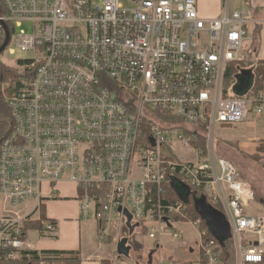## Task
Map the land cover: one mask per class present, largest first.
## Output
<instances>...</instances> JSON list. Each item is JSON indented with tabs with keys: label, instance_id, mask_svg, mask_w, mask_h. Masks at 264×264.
<instances>
[{
	"label": "built area",
	"instance_id": "built-area-1",
	"mask_svg": "<svg viewBox=\"0 0 264 264\" xmlns=\"http://www.w3.org/2000/svg\"><path fill=\"white\" fill-rule=\"evenodd\" d=\"M232 1L206 19L198 0H3L9 45L32 58L11 67L18 79L6 96L13 125L0 145V264L35 251L25 223L41 221L44 189L56 199L61 183L76 188L83 223H106L103 240L115 225L118 247L129 214L160 241L165 219L187 210L165 202L172 180L222 207L236 264H264V215L249 213L255 188L215 150L218 127L264 111V62L256 73L264 59L249 92L232 98L264 35V19L232 10ZM23 23L33 32L16 34ZM178 147L198 160H181ZM42 226L57 229L49 220ZM207 232L199 264H220L223 247Z\"/></svg>",
	"mask_w": 264,
	"mask_h": 264
},
{
	"label": "crops",
	"instance_id": "crops-1",
	"mask_svg": "<svg viewBox=\"0 0 264 264\" xmlns=\"http://www.w3.org/2000/svg\"><path fill=\"white\" fill-rule=\"evenodd\" d=\"M244 1H248V2H245V5L242 7H247L246 5H249V4L252 5L253 7L250 11L253 13V15H255L256 13L255 16H257L258 20L264 19V0H255L254 5H253L254 0H244ZM219 16H220L219 12L213 11L212 17L206 18V19H214ZM262 45L263 44H261V46L259 45L258 54H257L259 56L263 53V57L260 58V60L264 59V51H262L261 49ZM253 117H256L255 118L256 123H259V122L264 123L263 114L262 115L253 114ZM249 121L250 120L248 119L247 122ZM245 123L241 124L240 126L244 125ZM261 143H264L263 137L254 138L252 142L250 141H243V142H236V143L230 142L229 144L235 148V150L237 151L236 153L239 156L231 154V155H225L221 158L225 157L224 159H227L231 161L232 163H234V165L240 168L241 171L243 169L241 164H245L247 166L246 169H249V168L254 169L255 166H258L261 169H264V162L257 163V162H254L246 158V156L253 157L254 155H257V154H259L261 157H264V153H261L259 151V147ZM178 182H179L178 180H172L170 183H171V186L174 188V190L181 196L183 200H186V198L188 200L190 196L195 200L196 208L198 212L200 213L201 219L204 221L206 228L202 229L201 227H198L194 225L192 222H188V221L178 222V223L172 224L173 225L172 231L169 229L164 230L165 234L162 237V239H164L165 237H169L172 239V241H180L179 246L181 248H188L192 244H194L193 241L185 240L186 235L188 236L190 235V231H189L191 230L190 227L198 230L199 238H200V234L202 230L211 231L217 237V239L219 240V242L221 243L223 247L224 253L221 257L220 264H234V263L236 264L237 248L235 247V243L232 237L231 227L226 217L224 216V214L216 210L214 207H213L214 210H212L211 213L205 214L204 211H206L207 209L204 207L202 203L203 202L202 197H204V195L199 192L192 191L191 189L190 191H186V189H184L182 185H180ZM66 185L68 184L61 183L60 188H57V198L56 199L50 198L51 195L48 189L44 192V199H45L44 205L46 208L47 218L57 223V229L55 233L46 234L44 232L37 231L38 233L36 237H29V234H27V241L38 252H44V251L79 252L81 254L82 264H112L111 259L109 258L107 254L109 250L108 247L110 246V245H107V243H114L115 241L114 243L115 246H113L114 247L113 250L115 249L114 251H116V249L118 250L116 239L110 238L107 240H103L99 235V229L96 226V223L91 222L90 224H85L81 221L80 203L77 199L76 194L74 196L71 194H67V190H65L64 188ZM75 191H76V188H75ZM255 192H256V189H255ZM257 199H260V198L257 196ZM254 202H256V198ZM263 203L264 202L262 200L261 204L264 205ZM2 210L3 208L1 207V198H0V214L2 213ZM39 215H40V212L37 216ZM136 227L138 228L139 225L133 226V231H134V228ZM141 231H142V235L140 234L136 235V233L133 234L137 236V238L135 239L137 243H133L134 247H137L138 249L140 248L142 249V251L146 253L150 252L148 251L149 249H147L148 246H151L149 247L150 249H152L153 247H156L158 250H161L162 248L161 240L160 241L154 240L155 243L152 246L148 244L146 241V239H150L148 236V229L142 225ZM174 235H177L178 237L175 238ZM124 239H128L127 243H129V237L124 238ZM199 243H200V240H199ZM199 243L197 244L198 257H195V258L191 257V254L195 253V250L191 248L190 249L191 254L187 253L183 255L182 257H179L178 260L174 261V263L175 264H199L200 258H201ZM134 247H132V249ZM125 249H126V246H125ZM154 251L155 249H153V253ZM131 252L132 250L130 248L129 255L131 254ZM149 255L152 261V256H151L152 253ZM119 256L127 257V254H124V255L119 254ZM232 257H234V262L231 261ZM222 258H225V261H223ZM149 264H152V262H150Z\"/></svg>",
	"mask_w": 264,
	"mask_h": 264
},
{
	"label": "rangeland",
	"instance_id": "rangeland-1",
	"mask_svg": "<svg viewBox=\"0 0 264 264\" xmlns=\"http://www.w3.org/2000/svg\"><path fill=\"white\" fill-rule=\"evenodd\" d=\"M244 0H233L232 1V10H238L242 6L245 5ZM226 4V0H198V9L200 12V15L203 18H211L212 17V12H219L221 15L222 12L224 11V7ZM255 4V0L253 1V5ZM247 9L251 10L252 5H246ZM21 31H25L26 33L30 34L33 32V25L31 23H23L22 28H17L15 30L16 34L20 33ZM251 29H248V36L251 38H254L256 41L259 38L255 34H251ZM261 38L262 41V51H264V35ZM250 43V42H248ZM251 47H253L252 50V62L250 64H245L242 65L241 68L244 69L245 71H252L255 72L256 68L258 67V63L260 58L263 57V53L261 55H257L253 51L255 50V47H258L255 43H252ZM32 58L31 53H26V52H21L13 43L7 47V49L2 53L0 56V63L3 64L5 67H16L18 65L19 60H25V59H30ZM2 94L6 100L7 96V85L4 84L2 85L1 88ZM250 97V96H248ZM233 99H237L238 96L234 95L232 96ZM264 107V106H263ZM253 114H255V111L249 116V122L245 123L244 125L236 126V127H218L216 131V143H215V150L216 154L218 157H223L225 155H238L233 146H231L229 143H236V142H243V141H250L254 138H264V123L259 122L256 123V117H253ZM263 117H264V111H263ZM220 128V129H219ZM178 158L181 160H187V161H196L198 160V157L196 156L195 153H189L188 150L183 149L181 147H178L176 150ZM225 153V154H224ZM234 153V154H233ZM239 156V155H238ZM225 158V157H224ZM179 159V160H180ZM240 161V160H239ZM234 164V163H233ZM242 165V171L240 168H237L241 171V174L243 176V179L250 182L256 189L255 197H256V202L252 203L251 208L249 209L250 214H254L256 216H262L264 215V205L261 204V201L263 200L264 202V169H261L258 166H255L254 169L249 168L246 169L245 164ZM186 191H190V188L183 182H178ZM56 188H60V184L54 185ZM65 190H67V194L75 195V187L71 186L70 184L66 185ZM48 188H45L44 190H47ZM257 196L260 199H257ZM185 199V197H184ZM187 199V198H186ZM202 203L204 207L207 209L205 214L211 213L214 208L210 206L209 203H207L206 198L202 197ZM264 204V203H263ZM139 223L134 220L133 225L137 226ZM142 226H139L138 228H134V231H129L128 227L125 225L122 229V235L120 241L124 240V238L129 237V243L126 244V251H127V257H121L119 256V253L117 251L113 250V246H115V241L114 243H107V245H110L108 247V256L111 259L112 264H114V260L116 259L115 264H149L152 262V264H175L174 261L178 260L179 257H182L185 254H191L190 249L193 248L195 250L194 254H191L192 258L198 257L197 255V244L199 243V236H198V230L193 229L190 227V235H186L185 240L187 241H193L194 244H192L188 248H181L180 241H172L171 238L165 237L164 239H161V250H158L156 247H153L150 249L148 246L147 249L150 251L149 253H146L142 251V249H138L137 247H134L133 243H137L135 239L137 238V234L142 235ZM172 231V230H171ZM37 231H30L29 237H36L37 236ZM136 235H133L135 234ZM117 230L115 228V225H113V228L111 232H109L110 238L116 239L117 237ZM192 238V239H190ZM128 240V239H127ZM147 243L150 245H154V240L146 239ZM117 243V240H116ZM134 247L132 249V247ZM236 247V246H235ZM130 248L132 250L131 254L129 255ZM153 249H155L153 253ZM157 249V250H156ZM152 253V261L150 259V255ZM234 256V255H233ZM147 257V258H146ZM146 258V259H145ZM173 259V260H172ZM232 262H234V257L231 259ZM235 264V263H234Z\"/></svg>",
	"mask_w": 264,
	"mask_h": 264
},
{
	"label": "trees",
	"instance_id": "trees-1",
	"mask_svg": "<svg viewBox=\"0 0 264 264\" xmlns=\"http://www.w3.org/2000/svg\"><path fill=\"white\" fill-rule=\"evenodd\" d=\"M7 12L3 3V0H0V18L6 17ZM256 15V13H255ZM9 31L11 36L14 35V28L10 23H7ZM261 28H258L256 33L258 36L261 35ZM6 40V33L4 32L3 28L0 25V48L4 44ZM264 61H260V66L257 68L256 73L257 77L260 78V75L262 74L261 64ZM18 79V75L16 70L13 68L5 67L3 64L0 63V145L5 140V138L8 136L9 132L12 129V117L11 113L9 111V108L7 106V102L2 94L1 88L2 85H7V93L10 92L12 84ZM166 119H172L168 116H165ZM195 147L201 148L206 151V145L203 143H195ZM259 151L261 153H264V143H261L259 147ZM247 159L252 160L257 163L264 162V157H261L259 154L254 155L253 157H247ZM242 176V175H241ZM243 179V176H242ZM256 198V197H255ZM164 200L166 203H175L177 201H183L187 205V210L185 212V216H170L165 219V222L167 224V228L169 230H173V225L178 222H186L187 220H192L193 222L200 221V227L202 229L206 228V225L204 221L201 219V215L198 212L195 200L190 196L188 200H183L181 196L174 190V188L171 186V183L167 184L165 186V197ZM216 210L223 212V209L221 206H218L215 208ZM40 216L41 221H28L25 223V235H27L30 231H41L43 232V226L42 221H46L50 219L47 218L46 215V208L43 204L40 209ZM53 225L57 227V223L55 221H51ZM106 223L101 222L98 226L99 229V235L100 237L103 234V231L105 229ZM134 225H131V227L127 226L129 231H131L132 227ZM146 232V231H145ZM207 238L209 239H217V237L211 232H207ZM218 240V239H217ZM219 241V240H218ZM45 260L51 264H82L81 254L79 252H61V251H44V252H38L34 250L24 251L22 255L14 260V261H7L3 264H40L41 260ZM223 261H225V258H222Z\"/></svg>",
	"mask_w": 264,
	"mask_h": 264
},
{
	"label": "water",
	"instance_id": "water-1",
	"mask_svg": "<svg viewBox=\"0 0 264 264\" xmlns=\"http://www.w3.org/2000/svg\"><path fill=\"white\" fill-rule=\"evenodd\" d=\"M0 25L3 28L4 32L6 33V40H5L4 44L2 45V47L0 48V56H1L2 53L7 49L8 45L10 43L11 34L9 31L8 25L5 21L0 20ZM253 82H254L253 73L251 71H243V73L238 76V83L234 89L235 94L239 97H243L252 88ZM128 219H129L128 226L131 227L132 217L129 214H128ZM131 231H133V227H132ZM127 242H128V240L124 239L123 241H121L119 243V246H118L119 254H121V255L127 254V251L125 249Z\"/></svg>",
	"mask_w": 264,
	"mask_h": 264
}]
</instances>
